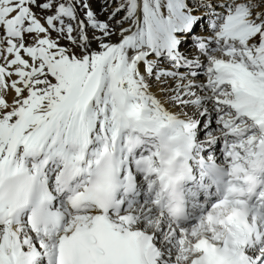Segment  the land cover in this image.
<instances>
[{"label": "snow or ice", "instance_id": "1", "mask_svg": "<svg viewBox=\"0 0 264 264\" xmlns=\"http://www.w3.org/2000/svg\"><path fill=\"white\" fill-rule=\"evenodd\" d=\"M0 264H264V0H0Z\"/></svg>", "mask_w": 264, "mask_h": 264}]
</instances>
